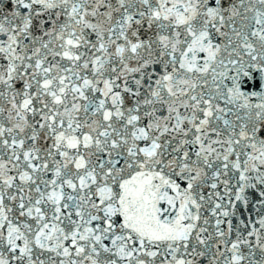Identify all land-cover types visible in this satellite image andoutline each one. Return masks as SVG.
Listing matches in <instances>:
<instances>
[{
    "label": "snow or ice",
    "instance_id": "1",
    "mask_svg": "<svg viewBox=\"0 0 264 264\" xmlns=\"http://www.w3.org/2000/svg\"><path fill=\"white\" fill-rule=\"evenodd\" d=\"M0 264H264V0H0Z\"/></svg>",
    "mask_w": 264,
    "mask_h": 264
}]
</instances>
